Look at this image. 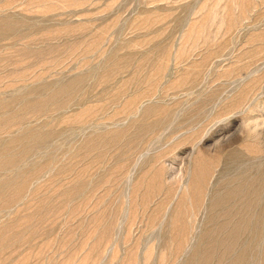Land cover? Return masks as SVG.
I'll list each match as a JSON object with an SVG mask.
<instances>
[{"label": "rangeland", "instance_id": "rangeland-1", "mask_svg": "<svg viewBox=\"0 0 264 264\" xmlns=\"http://www.w3.org/2000/svg\"><path fill=\"white\" fill-rule=\"evenodd\" d=\"M0 264H264V0H0Z\"/></svg>", "mask_w": 264, "mask_h": 264}]
</instances>
